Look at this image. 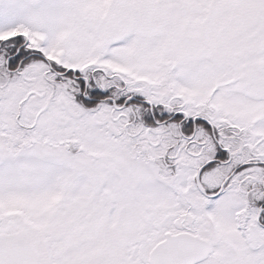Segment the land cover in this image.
Here are the masks:
<instances>
[{"label":"snow or ice","instance_id":"obj_1","mask_svg":"<svg viewBox=\"0 0 264 264\" xmlns=\"http://www.w3.org/2000/svg\"><path fill=\"white\" fill-rule=\"evenodd\" d=\"M0 264H264V0H0Z\"/></svg>","mask_w":264,"mask_h":264}]
</instances>
